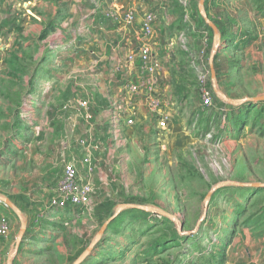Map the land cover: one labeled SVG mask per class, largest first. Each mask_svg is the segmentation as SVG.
<instances>
[{
    "label": "rangeland",
    "instance_id": "rangeland-1",
    "mask_svg": "<svg viewBox=\"0 0 264 264\" xmlns=\"http://www.w3.org/2000/svg\"><path fill=\"white\" fill-rule=\"evenodd\" d=\"M180 1L168 0L180 15L177 30L192 23L200 38L186 33L192 42L189 52L179 48V60L188 63L190 54L205 51L214 106L202 105L198 77L186 64L178 77L184 85L176 77L169 84L172 123L162 139L165 148L149 114L147 131L136 125L133 142L115 145L125 158H109L101 174L94 159L92 205L61 215L39 208L48 207L68 155L79 159L86 99L81 91L90 80L57 65V55L50 66L43 39L3 45L0 217L10 222L4 240L11 253L2 252L1 264H165L173 255L158 248L166 229L183 234L178 251L184 264H222L224 254L214 255L213 239H229L242 229L264 237V102L258 101L264 98V0L189 1L187 17ZM101 216L106 219L97 221Z\"/></svg>",
    "mask_w": 264,
    "mask_h": 264
},
{
    "label": "crops",
    "instance_id": "crops-1",
    "mask_svg": "<svg viewBox=\"0 0 264 264\" xmlns=\"http://www.w3.org/2000/svg\"><path fill=\"white\" fill-rule=\"evenodd\" d=\"M188 1L193 2L194 0ZM213 1L216 4L217 0ZM199 11L201 12L202 9ZM111 12H117L120 19L116 21L107 18L106 15ZM147 12H154L158 15V21L155 23L149 42L152 51L160 58L162 64L161 86L164 89L170 88L169 84L173 82L174 77L177 78V85L183 86L184 81H179L178 77L185 73L188 63H180L179 46L169 47L165 45L164 40L167 36L176 39L179 32H183L185 36L187 33L197 40L200 38V31L192 23L182 30H177L180 15L177 10L168 5V0H0V51L4 50V44L10 45L14 40L22 41L30 36L33 39H43V42L47 43L49 47L44 53L48 54L46 62L50 63V66L54 65L51 60L57 55V65H63V68H74V72L79 73L80 77L90 80V83H87L86 87L84 86L82 89L81 97L90 101L88 109L94 115V143L97 146L94 157L98 158L100 174L103 172L101 166L109 158L116 155L122 158L127 156L124 153L125 150L123 153L120 151L119 155L115 149L116 144L113 143L114 135L110 126V111L114 102L124 98L126 84L131 79L132 71L128 64V56L141 44L138 30L141 26V18ZM129 13L137 15V22L134 25H128L125 20ZM223 26V24L220 25L221 29ZM237 32H241V30L237 29ZM186 41L189 46L192 38L186 36ZM235 43L236 41L233 42L234 46ZM224 47H228L227 44H224ZM60 48L61 50L67 49V51L60 54L58 53ZM188 59L184 61L188 62ZM67 61L71 64L68 65ZM216 64L215 71L219 72L218 61ZM41 67L38 70L39 76L42 73ZM213 68L212 77L214 79ZM225 81L231 84L228 78ZM84 123L82 138L86 136L88 127L86 120ZM136 125L137 129L142 127L144 131H147L148 126L151 125L148 113L142 105L137 107ZM137 129L123 130L121 137L125 146L128 140L133 142L134 136L138 133ZM75 130L76 124L73 127V131ZM155 130L159 144L164 135L166 138L169 137L168 130L160 131L157 125ZM160 148H165L163 142ZM70 157L72 156L68 155L69 159H73ZM106 203V206L109 207L110 202ZM49 209V205L47 208L46 206L39 208L42 213ZM58 213L61 215L63 211ZM102 217H97L96 220L106 219V217ZM159 219L163 220L162 217ZM174 220L177 222L179 217H174ZM163 222L169 224L166 220ZM164 232L167 237L166 242L158 248L165 249L166 252L171 251L173 254L169 255L170 258L165 264H184L185 259L183 260L181 252L178 251L183 234L180 232L175 234L169 229ZM217 240L213 239V242L217 244L214 255L218 251L224 254L222 264H264V237L256 238L252 233L244 232L242 229L229 239L225 237L222 240L219 237ZM173 241L176 242L172 243ZM215 243L213 244L215 245ZM8 245L9 242L2 241L0 255L3 251H8V256H10L11 250ZM16 252L18 251L16 250ZM105 255L106 253H103L102 256ZM6 264L13 263L8 260ZM147 264L152 263L148 262Z\"/></svg>",
    "mask_w": 264,
    "mask_h": 264
},
{
    "label": "built area",
    "instance_id": "built-area-1",
    "mask_svg": "<svg viewBox=\"0 0 264 264\" xmlns=\"http://www.w3.org/2000/svg\"><path fill=\"white\" fill-rule=\"evenodd\" d=\"M145 1V0H141ZM185 17L188 16L191 7L188 0H181ZM109 19L118 21L120 15L111 12L106 15ZM128 25L137 22V15L129 13L126 18ZM158 15L147 12L141 18V26L138 30L141 44L128 56V64L132 68L131 79L126 84L124 98L114 102L110 111V126L114 135V144L123 147L124 140L121 134L124 129L136 126V113L138 105H142L148 115L155 117L160 131H167L172 123L169 115L170 101L168 89L161 86L162 64L160 58L152 51L149 39L153 33ZM169 47L179 46L183 51L189 52L186 36L183 32L173 39L167 36L164 40ZM205 51L200 54H190L188 69L192 68L198 77L199 92L202 97V105L210 109L214 106L213 92L205 68ZM81 106L84 109V119L88 127L83 138L79 140V159H71L63 167L59 181L50 190L49 207L57 211H65L74 208H88L92 205L96 194L93 177L98 167L95 165L94 151L97 149L94 143V115L89 111V100L82 99ZM229 113V112H228ZM227 111L221 113L222 121H226ZM10 235V222L6 217L0 218V243Z\"/></svg>",
    "mask_w": 264,
    "mask_h": 264
},
{
    "label": "water",
    "instance_id": "water-1",
    "mask_svg": "<svg viewBox=\"0 0 264 264\" xmlns=\"http://www.w3.org/2000/svg\"><path fill=\"white\" fill-rule=\"evenodd\" d=\"M202 2H203V0H202ZM210 26L212 27V29L215 31V33H216V27L213 25V24H210ZM254 100H257V99H254ZM258 101H263L264 102V98H260Z\"/></svg>",
    "mask_w": 264,
    "mask_h": 264
}]
</instances>
